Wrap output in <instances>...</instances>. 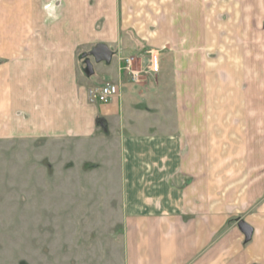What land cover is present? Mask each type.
Instances as JSON below:
<instances>
[{
  "label": "crops",
  "instance_id": "obj_1",
  "mask_svg": "<svg viewBox=\"0 0 264 264\" xmlns=\"http://www.w3.org/2000/svg\"><path fill=\"white\" fill-rule=\"evenodd\" d=\"M173 4L0 0V141L93 143L100 117L98 140L117 143L118 264H264V0H196L179 42ZM139 50L160 69L135 82L122 61ZM105 83L120 95L90 104Z\"/></svg>",
  "mask_w": 264,
  "mask_h": 264
},
{
  "label": "rangeland",
  "instance_id": "obj_2",
  "mask_svg": "<svg viewBox=\"0 0 264 264\" xmlns=\"http://www.w3.org/2000/svg\"><path fill=\"white\" fill-rule=\"evenodd\" d=\"M195 2L174 0L178 42L189 28ZM142 50L131 55L136 59L132 73L126 71L131 81H137L133 72H139L138 80L158 73L151 70L159 54ZM92 55L83 64L86 77L95 75V65L107 63ZM96 124L93 143L0 141V264H118L117 143L98 140L110 132L106 120L99 117Z\"/></svg>",
  "mask_w": 264,
  "mask_h": 264
},
{
  "label": "built area",
  "instance_id": "obj_3",
  "mask_svg": "<svg viewBox=\"0 0 264 264\" xmlns=\"http://www.w3.org/2000/svg\"><path fill=\"white\" fill-rule=\"evenodd\" d=\"M155 58V57H154ZM134 57H130L124 60L122 70L130 71L132 73L133 63L135 62ZM152 65V72L157 73L159 71L158 61L154 59ZM135 74V79L139 77V72H133ZM119 87L113 83H105L101 87L93 88L88 90L87 97L90 104L107 106L111 104L118 96Z\"/></svg>",
  "mask_w": 264,
  "mask_h": 264
},
{
  "label": "water",
  "instance_id": "obj_4",
  "mask_svg": "<svg viewBox=\"0 0 264 264\" xmlns=\"http://www.w3.org/2000/svg\"><path fill=\"white\" fill-rule=\"evenodd\" d=\"M94 57L97 61H105L109 63L112 59V52L105 48L101 50L98 55L95 54Z\"/></svg>",
  "mask_w": 264,
  "mask_h": 264
},
{
  "label": "flooded vegetation",
  "instance_id": "obj_5",
  "mask_svg": "<svg viewBox=\"0 0 264 264\" xmlns=\"http://www.w3.org/2000/svg\"><path fill=\"white\" fill-rule=\"evenodd\" d=\"M103 50V49H99L95 52L96 55H98L100 53V51Z\"/></svg>",
  "mask_w": 264,
  "mask_h": 264
},
{
  "label": "bare ground",
  "instance_id": "obj_6",
  "mask_svg": "<svg viewBox=\"0 0 264 264\" xmlns=\"http://www.w3.org/2000/svg\"><path fill=\"white\" fill-rule=\"evenodd\" d=\"M137 80H138V78H137Z\"/></svg>",
  "mask_w": 264,
  "mask_h": 264
}]
</instances>
